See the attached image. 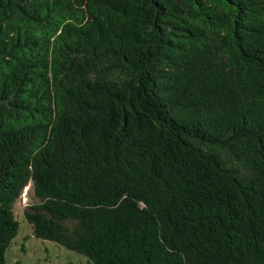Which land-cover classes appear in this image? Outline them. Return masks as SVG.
<instances>
[{
  "label": "trees",
  "instance_id": "1",
  "mask_svg": "<svg viewBox=\"0 0 264 264\" xmlns=\"http://www.w3.org/2000/svg\"><path fill=\"white\" fill-rule=\"evenodd\" d=\"M264 264V0H0V264Z\"/></svg>",
  "mask_w": 264,
  "mask_h": 264
},
{
  "label": "rangeland",
  "instance_id": "2",
  "mask_svg": "<svg viewBox=\"0 0 264 264\" xmlns=\"http://www.w3.org/2000/svg\"><path fill=\"white\" fill-rule=\"evenodd\" d=\"M37 201L32 182L29 181L13 204L18 230L5 251L4 264H94L81 253L34 236L23 210Z\"/></svg>",
  "mask_w": 264,
  "mask_h": 264
}]
</instances>
